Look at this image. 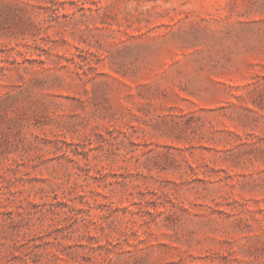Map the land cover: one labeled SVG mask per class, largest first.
Listing matches in <instances>:
<instances>
[{
  "label": "rangeland",
  "instance_id": "374dc122",
  "mask_svg": "<svg viewBox=\"0 0 264 264\" xmlns=\"http://www.w3.org/2000/svg\"><path fill=\"white\" fill-rule=\"evenodd\" d=\"M0 264H264V0H0Z\"/></svg>",
  "mask_w": 264,
  "mask_h": 264
}]
</instances>
